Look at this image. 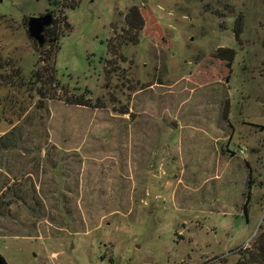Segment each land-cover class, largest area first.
I'll return each instance as SVG.
<instances>
[{"label": "rangeland", "instance_id": "1", "mask_svg": "<svg viewBox=\"0 0 264 264\" xmlns=\"http://www.w3.org/2000/svg\"><path fill=\"white\" fill-rule=\"evenodd\" d=\"M48 2L0 0L7 264H236L264 217V0H77L43 46L56 73L23 22ZM132 5L144 27L119 44Z\"/></svg>", "mask_w": 264, "mask_h": 264}, {"label": "trees", "instance_id": "2", "mask_svg": "<svg viewBox=\"0 0 264 264\" xmlns=\"http://www.w3.org/2000/svg\"><path fill=\"white\" fill-rule=\"evenodd\" d=\"M49 5H54L57 6V12L58 15H55L54 12H52V14L54 15L53 18V23L52 25L45 29V34H46V38L49 40L47 41L45 44H50L53 45L52 43L54 42H59V26L60 23H63V26L69 28L70 25L67 21V17L64 14L66 10L68 9H73L77 6L78 2L77 0H61V2L59 3L60 8H58V2L56 0H49ZM218 15V14H217ZM220 15H222L220 13ZM220 17H224L223 15ZM28 18H24L23 22L26 26V22H27ZM243 17L242 16H238L236 21H235V27H234V33L236 38H238L240 36V34L242 33V29H243ZM124 22L126 24L125 28H122V33L120 34V42L119 44L122 42H124V44H137L139 41V34L142 31L143 27H144V19L143 16L140 12V9L137 5H132L128 11L126 12V14L124 15ZM62 35V34H61ZM60 35V36H61ZM112 42L107 43V48L110 49V51H113L114 46L112 48L111 45ZM45 46V45H44ZM38 48L40 49V56H39V62L40 63H44L47 67H49L50 69L53 70V73H56V69L53 68V66H49V61L52 60V50H43V47L40 48L38 46ZM57 52L58 53V49L59 46L57 47ZM116 54L117 56L120 58L121 62L125 61V58L122 56L121 52H120V47L116 48ZM56 57V55L53 54V58ZM234 57V52L231 49H220L217 51V58H219L221 61H225L227 62V64H230L233 60ZM110 61V60H109ZM53 62V60H52ZM45 67V66H44ZM45 68V70L47 71L48 68ZM52 75V74H51ZM17 76V74H16ZM35 79L33 80V84L38 85V83L43 82L42 80V76L41 73L36 71L34 74ZM50 79H52L53 81V77L51 76ZM54 81L57 80L54 79ZM40 87V86H38ZM37 94L40 96V105H42V107L44 108L45 104L44 102H42V100H45L44 98L47 99V94L43 93L41 90V87L37 89ZM87 94H90V92L87 91ZM53 98V97H52ZM51 98V99H52ZM92 102L90 101V99H88L86 96H81L79 98H76V100H73L71 95L68 96L67 99V104L69 105H80V106H89L92 107ZM44 105V106H43ZM41 107V106H40ZM15 129V127H14ZM13 129V130H14ZM13 130L7 132L4 136H2L0 138V146L4 149H8L10 147H14L16 144V140L11 137L13 134ZM15 197L19 200H23V197H21L18 193V191H14ZM244 209V214H247V209L246 207L243 208ZM0 264H7L5 258L3 257V255L0 253ZM201 264H213L211 261H205ZM236 264H264V217L262 219L261 224L259 225V233L258 235L255 237L253 243L249 246L246 247H242L238 250V260L236 262Z\"/></svg>", "mask_w": 264, "mask_h": 264}, {"label": "water", "instance_id": "3", "mask_svg": "<svg viewBox=\"0 0 264 264\" xmlns=\"http://www.w3.org/2000/svg\"><path fill=\"white\" fill-rule=\"evenodd\" d=\"M53 15L47 12L41 16L29 17L26 22V31L28 37L33 39L37 45L42 48L47 41L45 29L49 28L53 23Z\"/></svg>", "mask_w": 264, "mask_h": 264}, {"label": "built area", "instance_id": "4", "mask_svg": "<svg viewBox=\"0 0 264 264\" xmlns=\"http://www.w3.org/2000/svg\"><path fill=\"white\" fill-rule=\"evenodd\" d=\"M239 154H240V155H244V154H245L244 150H241V149H240V150H239Z\"/></svg>", "mask_w": 264, "mask_h": 264}, {"label": "crops", "instance_id": "5", "mask_svg": "<svg viewBox=\"0 0 264 264\" xmlns=\"http://www.w3.org/2000/svg\"><path fill=\"white\" fill-rule=\"evenodd\" d=\"M20 192V191H19ZM21 195V194H20Z\"/></svg>", "mask_w": 264, "mask_h": 264}, {"label": "flooded vegetation", "instance_id": "6", "mask_svg": "<svg viewBox=\"0 0 264 264\" xmlns=\"http://www.w3.org/2000/svg\"><path fill=\"white\" fill-rule=\"evenodd\" d=\"M54 16V15H53Z\"/></svg>", "mask_w": 264, "mask_h": 264}]
</instances>
